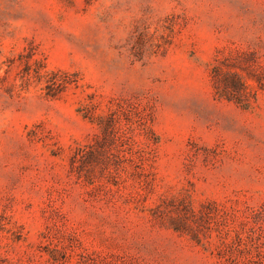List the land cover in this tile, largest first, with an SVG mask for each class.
<instances>
[{
    "label": "rangeland",
    "instance_id": "rangeland-1",
    "mask_svg": "<svg viewBox=\"0 0 264 264\" xmlns=\"http://www.w3.org/2000/svg\"><path fill=\"white\" fill-rule=\"evenodd\" d=\"M0 264H264V0H0Z\"/></svg>",
    "mask_w": 264,
    "mask_h": 264
}]
</instances>
